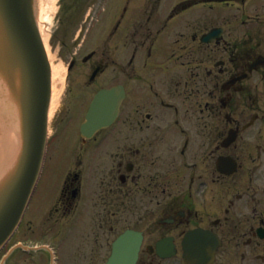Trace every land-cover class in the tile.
Instances as JSON below:
<instances>
[{
	"label": "flooded vegetation",
	"instance_id": "af4514ba",
	"mask_svg": "<svg viewBox=\"0 0 264 264\" xmlns=\"http://www.w3.org/2000/svg\"><path fill=\"white\" fill-rule=\"evenodd\" d=\"M160 3L161 0H105L103 17H108L109 21L104 26V34L94 41L104 45H132L134 53L145 43L153 46L160 31L167 30L168 39L180 43L185 39V34L180 30L168 29L169 15L167 20L158 17ZM110 8L113 9L112 13H109ZM258 14V11L255 16L242 14L241 23L244 22L245 26L242 33L238 31L239 27H235L236 24L230 27L232 29H225L223 40L228 43L231 53H228V61L223 59V53L214 59V72L204 63L210 60L207 55L203 53V57L197 59L212 81L209 91L202 88V94L198 95V86L187 87L188 81L192 83L190 78L177 79L178 86L188 88V102L202 107L201 111L208 109V117L195 121L193 126L198 128L196 132L186 134V147L183 150L176 153L169 148V157H166L169 184L165 185L169 193L163 194L161 183L152 178L140 187L144 190L152 187L156 198L159 190L162 192L160 199L156 200L161 202L158 204L159 214L163 215L160 219L165 226L169 225V235L175 240L191 226L207 227L221 240L219 256L222 249L232 254L242 247L249 254L250 264L264 263V109L261 113L264 101H259L264 96V63L248 69L252 63L264 58L261 33L264 32V16L260 18ZM254 22L257 25L254 26ZM226 23L231 24L232 21L226 18ZM192 31L194 34L197 32L195 25ZM222 47L225 48V45ZM177 51L182 54L185 48L179 46ZM150 52L149 49L148 58L144 56L147 58L143 62L144 67L152 56ZM257 81L261 87H258ZM173 91L174 86L169 87V97L173 96ZM223 94L225 97H222ZM192 95L194 100L190 101ZM204 95L212 100H205ZM216 97L217 103H212ZM244 99L249 100V104ZM224 107H228V111L224 112L222 118ZM245 115H249V118L245 119ZM229 129L234 130L235 134L228 144H224ZM221 155L233 158L235 169L223 173L217 165ZM197 160L200 162L198 182L193 179L172 180L174 171L176 175L184 176V171L179 170L189 164L194 168ZM201 161H207L211 167L208 164L203 166ZM198 183L200 189H197Z\"/></svg>",
	"mask_w": 264,
	"mask_h": 264
},
{
	"label": "water",
	"instance_id": "95a60500",
	"mask_svg": "<svg viewBox=\"0 0 264 264\" xmlns=\"http://www.w3.org/2000/svg\"><path fill=\"white\" fill-rule=\"evenodd\" d=\"M0 78L18 103L22 131L14 171L0 193L2 238L24 209L45 148L50 71L35 23L33 0H0ZM106 95L100 92L95 97L94 107L87 114L86 130L102 123L109 106Z\"/></svg>",
	"mask_w": 264,
	"mask_h": 264
},
{
	"label": "rangeland",
	"instance_id": "374dc122",
	"mask_svg": "<svg viewBox=\"0 0 264 264\" xmlns=\"http://www.w3.org/2000/svg\"><path fill=\"white\" fill-rule=\"evenodd\" d=\"M65 1V0H61ZM173 0H169L167 4L169 6L172 4ZM53 7L55 9L52 11V14L55 12L58 2L56 0H52ZM93 12V10H92ZM52 17V15H51ZM56 16L52 18L51 22V31L52 34L49 37L48 40V49L50 53L53 55L54 62H60L64 69H65V77H64V86H63V94L62 97H60V102L59 105L57 106V111L55 112L54 116L51 119L50 122V135H52L49 138V144H50V151L51 155L49 154V162L48 166L46 169V178L42 182V184L39 186V189L37 190V195L35 196L33 202L36 203V205H42V209L36 213V205L33 203L32 209L29 210L28 213H26L25 220L23 224L25 227L29 226L32 228L31 230H28V232H32L33 235L30 237H25L24 235H21L19 233L18 236H16L14 239H12L1 251H0V259L2 256L7 252L8 248L13 245L12 243L16 241L17 239H20L21 241L29 244H40L41 241L34 242V240H48L52 239L55 240L54 237H51V235L56 234L58 228H59V221H56V212H55V207L56 205V200L59 199L60 202L63 201L61 200L57 195H58V187L60 186V183L62 182L63 176H64V170L68 169V164L65 160V155L68 154L71 155V150L68 151L67 147V131H72L74 128L77 127L79 119H80V114L72 118L71 122L66 125H63L61 121H59L60 117L62 114H64L66 111L69 109H75L79 100V95H81V92H85V96L83 98V103H86L88 100L89 96L93 92V90L97 87L99 83L101 85H104L103 82H105L103 74H97L94 79L93 83H86V81L89 79V76L91 74V66H94L95 61H98L97 58L94 56L86 59L85 64L81 63L82 56L85 55V53L89 50V44L86 45V47H82L81 49H78V46H73L69 43V41L64 42V37L67 35V30L65 27H62V23L58 20H56ZM58 24V26H56ZM186 29V28H185ZM73 32V29H70ZM71 34V33H70ZM97 37V34L96 36ZM72 43V41H70ZM104 45V44H103ZM99 46V52L101 51V55L103 52L105 53V47L106 51L108 54L111 56L115 57H125L128 55V53H125L122 49H120L117 46L113 45H108V46ZM98 57V56H97ZM111 58V57H110ZM76 59L75 64L73 67L71 66L69 69L68 65L70 63V60ZM112 59V58H111ZM111 60L109 59L108 62ZM126 61V60H125ZM104 64V62H102ZM116 65L112 64L111 66H108V76L107 78L110 81H114L115 79L120 78V68L123 66L119 64V68H115ZM67 77V78H66ZM109 83V82H108ZM88 85V86H85ZM134 89L133 87H130V96L127 99V103H130L133 105V102L138 99L139 94L136 93H142L144 91L147 92V90H142L141 88H137L134 91H131ZM136 92V93H134ZM85 106V105H84ZM56 126L63 131V133L58 137V133L56 132L55 136V129ZM117 128V127H115ZM71 129V130H70ZM120 131V130H118ZM73 134V133H72ZM74 135V134H73ZM75 136V135H74ZM76 142V141H75ZM71 144V143H70ZM60 153V157L58 156ZM64 155V156H63ZM51 156V158H50ZM68 156V155H67ZM86 160H87V155H86ZM96 162H99L98 160ZM108 166H111L112 163L106 162ZM103 165V164H101ZM50 166V167H49ZM79 166V165H77ZM69 168L74 169L71 165L69 164ZM103 168V166H102ZM52 177L51 183H48L49 178ZM56 181V182H55ZM48 183V184H47ZM102 194H105V191L102 192ZM39 199V200H38ZM38 200V201H36ZM40 200L42 202L40 203ZM47 201V202H46ZM44 205V206H43ZM63 217L59 218L62 219ZM58 219V220H59ZM69 219V218H66ZM106 219V216H105ZM83 220H86V217L83 218ZM68 224V221H63L62 226L64 224ZM72 224V229L68 233L67 237L66 235L64 236L62 243L60 244L59 249H61V262L59 264H71L73 258L79 259L78 262L74 263L76 264H84L85 260H80L81 257H73L72 252H71V246L72 244L76 241V236L85 230V226L83 223L76 219L71 220ZM67 227V226H66ZM66 237V238H65ZM32 238V240H31ZM26 240V241H24ZM51 242V241H50ZM59 242V243H60ZM76 244L74 245L75 248ZM38 250V249H37ZM19 250H17V253H13L8 260L7 264H47L46 259H45V253L44 251H33V252H24L18 253ZM73 251V248H72ZM105 253L103 252L101 256H103ZM64 258V259H63ZM44 262V263H43ZM91 264V261L89 262Z\"/></svg>",
	"mask_w": 264,
	"mask_h": 264
},
{
	"label": "bare ground",
	"instance_id": "6f19581e",
	"mask_svg": "<svg viewBox=\"0 0 264 264\" xmlns=\"http://www.w3.org/2000/svg\"><path fill=\"white\" fill-rule=\"evenodd\" d=\"M54 4L52 0H35L36 12H37V24L41 34V38L45 45L47 55L51 67V100L49 105V119L56 111L59 104V96L61 94L65 69L60 62H54L53 55L48 49L49 40V23L50 12L53 11ZM0 96L5 97V100L0 99V193L6 186V178L11 176L16 163L17 154V136L19 135V119L17 117V111L15 106L18 103L14 100L11 101L10 91L8 85L0 80ZM14 164L13 169L11 168ZM11 168V169H10Z\"/></svg>",
	"mask_w": 264,
	"mask_h": 264
}]
</instances>
